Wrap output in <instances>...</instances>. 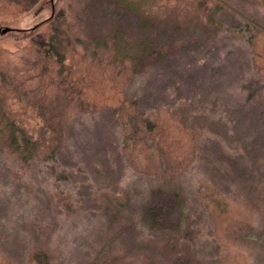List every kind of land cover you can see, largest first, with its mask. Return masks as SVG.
Segmentation results:
<instances>
[{"label":"rangeland","instance_id":"obj_1","mask_svg":"<svg viewBox=\"0 0 264 264\" xmlns=\"http://www.w3.org/2000/svg\"><path fill=\"white\" fill-rule=\"evenodd\" d=\"M0 264H264V0H0Z\"/></svg>","mask_w":264,"mask_h":264},{"label":"trees","instance_id":"obj_2","mask_svg":"<svg viewBox=\"0 0 264 264\" xmlns=\"http://www.w3.org/2000/svg\"><path fill=\"white\" fill-rule=\"evenodd\" d=\"M20 132H21L20 129H17V128L14 127V132L13 133L16 136L14 134H12V139H11V142H12V145H13L14 149H16L17 151H21V152L26 151L28 149H31L29 146L32 145V143L29 141V139H26L25 136L23 137V135L21 134L23 139H17L18 138L17 134L20 133ZM23 159L27 160L28 157L24 156Z\"/></svg>","mask_w":264,"mask_h":264}]
</instances>
